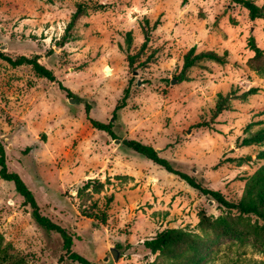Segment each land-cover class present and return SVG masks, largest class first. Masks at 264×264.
I'll return each mask as SVG.
<instances>
[{"label":"rangeland","instance_id":"obj_1","mask_svg":"<svg viewBox=\"0 0 264 264\" xmlns=\"http://www.w3.org/2000/svg\"><path fill=\"white\" fill-rule=\"evenodd\" d=\"M78 1L0 0V52L36 56L55 76L51 81L31 65L14 66L0 56L7 168L33 192L42 214L74 234L72 248L93 264H152L159 257L144 240L167 227L202 234L197 212L217 216L225 209L123 140L149 144L203 185L239 198L245 178L264 163L256 158L264 147L238 141L246 124L264 119V71L248 63L251 38L264 49V18L252 19L233 0H86L103 8L82 15L61 44ZM144 19L149 40L141 50ZM192 47L225 53L226 62L203 60L178 81ZM251 87L257 91L246 100L233 99L230 110L212 116L218 92L238 95ZM125 88L126 105L115 111ZM89 118L111 122L114 136ZM245 155L251 160L240 166L227 161ZM88 179L104 187L78 195ZM0 233L24 264H80L63 257L61 235L38 225L13 183L2 178ZM260 259L263 253L250 243L224 237L203 264Z\"/></svg>","mask_w":264,"mask_h":264},{"label":"trees","instance_id":"obj_2","mask_svg":"<svg viewBox=\"0 0 264 264\" xmlns=\"http://www.w3.org/2000/svg\"><path fill=\"white\" fill-rule=\"evenodd\" d=\"M235 3L244 7L252 19L264 18V3L256 4L253 0H233ZM102 5H91L86 0H80L75 3V10L70 16L66 29L60 43L64 44L70 37L77 20L88 10L102 9ZM158 19L153 22L151 28L158 25ZM149 20L144 19L142 29L144 33V41L140 49L146 47L149 40ZM131 32L125 34L126 47L131 45ZM250 48L254 51L253 57L248 62L250 67L257 71H264V49L256 45L253 38L249 41ZM0 56L7 60L11 65L17 66L22 64L31 65L34 72L51 81L55 79L53 72L38 61V57L19 56L15 59L5 56L0 52ZM128 64L134 62V55H127ZM203 60L214 61L220 64L226 62L225 53L218 54L214 50H201L195 52V49L190 48L183 55L182 67L176 79L182 81L188 78L186 73L193 66L198 65ZM253 60L257 61L253 64ZM60 87H62L60 85ZM63 88V87H62ZM67 91L66 88H63ZM257 88L251 87L241 94L234 95L230 93L218 92L216 94L214 109L212 116L216 117L224 110H230L232 107L231 100L242 99L246 100L249 95L254 94ZM72 95L71 92H68ZM128 97V89L125 88L122 98L117 103L115 111L126 105ZM115 113V112H114ZM92 125L100 130L106 131L113 135L112 123H104L98 120L89 118ZM239 146H258L264 147V119L249 122L243 129V136L239 140ZM123 143L133 149L135 152L143 155L155 164L164 168L167 172L179 176L189 186L198 190L202 195H205L216 201L218 205L225 209V212L213 216L206 213L204 209L197 212V226L202 234H198L186 228L167 227L157 232L153 237L144 240L143 245L150 252L157 254L159 259L152 264H203L211 248L221 238H232L239 243H250L258 252L264 255V163L257 167L254 172L245 178L243 192L237 199H231L222 194L219 190L208 188L198 181L195 176L190 175L174 167L173 163L159 155L158 151L151 145L143 143L135 139H124ZM256 158L264 160V148L257 151ZM251 160L250 155L230 157L227 161L234 162L240 166ZM0 178L13 183L18 194L23 197V202L31 208V215L38 225L48 231H55L62 237V247L64 249L63 257L77 261L80 264H93L86 257L76 252L73 246L74 234L69 229L52 221L49 217L42 214L39 205L33 195V192L28 188L17 172L9 171L6 164L5 149L0 142ZM104 182L98 179H88L81 188L78 195L92 189L94 192H99L104 187ZM110 200V198L108 199ZM83 215L90 216L92 212L82 210ZM103 221L104 219L101 218ZM0 264H24V260L16 254L12 246L6 243L3 235L0 233ZM251 264H264V259L254 260Z\"/></svg>","mask_w":264,"mask_h":264},{"label":"water","instance_id":"obj_3","mask_svg":"<svg viewBox=\"0 0 264 264\" xmlns=\"http://www.w3.org/2000/svg\"><path fill=\"white\" fill-rule=\"evenodd\" d=\"M72 100H73V99H71V101H72ZM110 251H111V254H112L113 258L116 259V258H117V250H116V248L111 247V248H110Z\"/></svg>","mask_w":264,"mask_h":264}]
</instances>
